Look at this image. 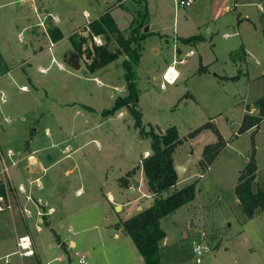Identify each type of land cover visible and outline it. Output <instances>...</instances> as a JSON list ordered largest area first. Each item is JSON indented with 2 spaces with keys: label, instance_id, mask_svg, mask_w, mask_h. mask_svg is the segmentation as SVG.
Masks as SVG:
<instances>
[{
  "label": "rangeland",
  "instance_id": "rangeland-1",
  "mask_svg": "<svg viewBox=\"0 0 264 264\" xmlns=\"http://www.w3.org/2000/svg\"><path fill=\"white\" fill-rule=\"evenodd\" d=\"M38 1L54 16L63 33L50 49L47 39L35 44L22 29L28 20L33 30L45 34L53 22L42 7L33 10L28 0H0V72L3 66L9 69L4 75L0 73V151L12 180L9 183L0 157V186L7 194V198H0V264H31L30 260L38 264L35 255L20 257L13 252L17 235L27 231L14 199L19 198L23 215H30L25 204L33 199L29 190L35 153L29 151L44 146L34 150L47 166L38 174L47 188L58 192L57 198L67 209L68 222L74 224L71 231L67 230L68 223H63L61 233L77 241L69 254L66 242H62L66 252L62 251L61 263L80 264L73 252L78 249L86 254L88 264H145L121 220L127 217L129 207L152 201L141 168L144 150L149 148L150 152V138L134 124L127 106L103 113L117 95L127 92L122 65L126 55L121 52L91 71L87 64L90 58L73 43L82 37V49L94 43L79 27L85 28L87 21L112 0ZM125 1L139 7L135 0ZM147 2L146 26L159 33L149 34L142 41L136 67L137 106L146 129L153 125L162 132L176 125L182 138L173 151L176 163L191 158L183 175H178L181 183L164 194L196 181L194 198L160 218L165 238L159 242V264H264V209L257 208L247 216L234 192L253 145L257 170L252 187L264 181V119L238 132L243 113L256 114L255 100L264 97V0H237L236 4L234 0H193L188 5H178L176 0ZM134 12L137 13L135 9L117 7L112 15L125 28L133 15L138 16ZM193 34L202 37L189 42L181 38ZM111 38L108 47L116 50L119 44L115 37ZM176 55L184 59L175 64L180 75L176 82L162 85V71ZM22 84L28 89H22ZM207 121L213 126L188 135ZM219 136L226 143L204 169L199 163L202 148ZM51 142L58 143L50 146ZM65 144L69 148L61 151ZM133 168L126 184H122L126 172ZM1 179L6 182L1 183ZM19 180L24 182L22 190L17 188ZM117 183L128 187L124 196L137 198L129 207L124 204L115 208L120 199L125 201L116 193ZM107 190L114 193V201L108 199ZM9 197L12 207L4 208L9 206ZM34 200L37 208L43 204L38 197ZM46 210L41 209L40 214L35 209L30 215L44 227L36 231L44 256L47 247L52 246L48 243L52 235L60 240ZM37 215H41V221ZM114 231L119 236H114ZM32 232L35 234V229ZM196 242L207 245L201 262H196ZM7 254L8 263L4 261ZM52 256L50 264H59L55 253Z\"/></svg>",
  "mask_w": 264,
  "mask_h": 264
},
{
  "label": "trees",
  "instance_id": "trees-1",
  "mask_svg": "<svg viewBox=\"0 0 264 264\" xmlns=\"http://www.w3.org/2000/svg\"><path fill=\"white\" fill-rule=\"evenodd\" d=\"M137 12L138 16L132 19L127 35L116 26L109 10H105L98 17L89 20L87 24L89 37L92 34L101 33L104 35L105 41L101 44L94 42L91 47L87 45L83 49L82 43L85 40L84 37L77 42L73 41V43H76L77 49L81 54L85 53L90 58L87 64L91 71L110 62L121 52H124L126 55L122 59V65L124 67V79L127 92L123 95H117L112 106L104 109L103 113H113L116 109L127 106L133 115L134 124L139 127L141 133H144L150 138V152L141 158V168L151 192L152 201L135 214L122 219L121 225L123 230L131 236L145 264H159V242L165 236V231L160 226V218L194 198L196 181L194 179L164 194L178 180L173 151L182 142V138L179 136L175 124L167 126L162 132L157 131L153 125H150L146 129L143 124L142 112L137 106V97L139 95L137 83L139 75L136 67L140 62L142 41L150 31L148 29L146 31L143 30V27L147 23L146 6L143 5ZM48 32L52 40H57L62 37V32L57 27L49 28ZM111 36L115 37V40L119 44V48L116 50H111L108 47V40ZM201 37V34H193L182 37V40L189 42L192 39H200ZM255 104L258 112L256 114L247 111L243 113L238 132L256 126L264 119V97L257 98ZM211 126L213 124L207 121L189 131L188 135L193 136L202 128ZM225 143L226 141L219 136L216 140L204 144L199 160L202 168H207L214 161ZM256 170L257 162L255 146L253 145L250 157L234 186V192L241 204V210L247 216H252L257 208L264 209V181L257 183L255 189L252 187ZM133 171L134 168L126 172L127 174L122 178L124 181L122 184H126L128 181L127 177ZM0 195L7 198L3 186H0Z\"/></svg>",
  "mask_w": 264,
  "mask_h": 264
},
{
  "label": "crops",
  "instance_id": "crops-1",
  "mask_svg": "<svg viewBox=\"0 0 264 264\" xmlns=\"http://www.w3.org/2000/svg\"><path fill=\"white\" fill-rule=\"evenodd\" d=\"M28 1H31L32 3V5H33V10L34 9H37V7H42L43 8V12L44 13H46V15L48 16L49 15V18L52 20V22H53V25L52 26H50V27H48V29L46 30L45 29V27H44V30H46L45 31V34L44 33H41L40 32V30H33V28L31 27V23H29L28 22V20L24 23V26L22 27V29H25L26 31H27V33H28V40H31V41H33V43H35V44H38L39 43V41L42 39V38H45V39H47L48 40V43H47V48H49L50 49V47L48 46L49 45V42H50V40H52V38H51V36H50V34H49V32H48V30H49V28H51V27H57L60 31H61V29H60V27H59V25H58V23L56 22V20H55V18H53L54 16H52L51 14H50V12L46 9V7H44L43 6V4L42 3H40L38 0H28ZM136 1V3L138 4L137 6H139V7H132V6H129V4H127L126 3V1L125 0H112V2L109 4V5H107L105 8H104V10L101 12V13H103L105 10H109V12L111 13V16L113 17V19H114V21H115V23H116V26L122 31V32H124V33H126L127 32V29H129V26H130V24H131V21H132V19H134L133 17H134V15H133V17L130 19V23L125 27V28H121L120 26H119V24H118V21L116 20V18L112 15V11L115 9V8H117V7H123V8H125V9H135L136 11L139 9V8H141V7H143V5H145L146 6V8H147V23H146V25L148 24V15H149V10H148V2H147V0H135ZM236 2H237V0H234V3L236 4ZM139 4H142V6H140ZM258 5H259V10H261L262 11V5L261 4H259L258 3ZM101 13H99L96 17H98ZM134 14H138V12L136 13V12H134ZM239 14H237V16H238ZM96 17H94V18H96ZM91 20V19H90ZM42 25L44 26V23H42ZM145 25V26H146ZM144 26V27H145ZM84 27L85 28H83V26H80L79 27V29H81L82 28V32H83V34L84 35H88V30H87V26L86 25H84ZM144 27H143V30H144ZM21 29V30H22ZM78 29V28H77ZM76 30V29H75ZM74 30V31H75ZM148 30L150 31V33L149 34H153V33H159V31L158 30H155V29H150V26H148ZM73 31V32H74ZM144 31H146V30H144ZM39 32V33H38ZM62 32V31H61ZM20 33V32H19ZM148 34V35H149ZM40 38H39V37ZM62 36H63V33H62ZM89 36V35H88ZM98 37L100 38V39H103V41L102 42H104L105 41V38H104V35L103 34H101V33H99L98 34ZM147 37V35L145 36V38ZM182 37H186V36H182ZM181 37V38H182ZM112 38H113V36H112ZM111 38V39H112ZM144 38V39H145ZM144 39H143V41H144ZM53 42H55L54 40H52ZM242 47H243V49H244V46L242 45ZM119 48V47H118ZM181 51V49L178 47L177 48V52L179 53ZM192 50L190 49L189 50V52H191ZM142 53V52H141ZM121 54V53H120ZM176 58H181V59H178V61L176 62V63H179V62H182L184 59H183V57L182 56H180V57H178V55H176L175 56ZM140 58H141V56H140ZM2 60V59H1ZM173 60V59H172ZM23 62H28V59H24V61ZM175 63V64H176ZM6 64V63H5ZM170 64V63H169ZM169 64H167V65H169ZM166 65V66H167ZM166 66H165V68H166ZM4 68H3V70H1V74L2 75H4L5 73H7V72H9V69L7 68H5V66H3ZM176 67V66H175ZM164 68V69H165ZM177 68V67H176ZM6 69V70H5ZM164 69H163V71H164ZM178 69V68H177ZM162 71V72H163ZM178 72H179V75H180V71L178 70ZM179 75H178V77H179ZM178 77H177V79H178ZM176 79V80H177ZM176 82V81H175ZM34 84V83H33ZM20 87L22 88V89H28V86L26 85V84H22V85H20ZM1 101V100H0ZM87 120V119H86ZM88 121V120H87ZM58 142H51L50 143V146H52L53 144L54 145H56ZM46 146H44V147H38V148H34L33 150H31V151H29V152H34L35 153V155H33V172H32V175H31V177L33 178V184L31 185V187H30V190H29V193L31 194V196H32V200H31V202L32 203H29V202H27V204H25L26 206V208H27V210H28V213L31 215V213H34L35 212V209H36V212H37V210H39V211H41V209H47L46 211H44V213L45 214H49L48 215V218H50L51 219V221L55 224V226H56V232H57V234L59 235V237H60V240H57L56 239V237L54 236V234H53V231H51V233L53 234L52 236V238L53 239H50V241L48 242L49 244H51L52 246H50V247H47V250H46V255L44 256L43 254H42V251H41V247H39L38 246V244H37V241H36V233H38V232H40V231H42L43 229H44V227L42 226V225H40V224H38V223H35L34 222V219L33 218H31L30 217V215H28L27 217H25L24 215H23V213H22V208L20 207V200H19V198H17V199H14V201H15V204H16V206H17V209H18V212H19V214H20V218L22 219V221H23V223H24V225H25V228L27 229V231H24V232H22V233H20V234H23V233H28L29 235H30V237H31V239H32V241H33V243H34V248H35V253L33 254V255H30V256H34L35 255V257H36V260L38 261V264H47V263H52L50 260H48V259H53L54 258V256H52V257H50L51 256V254L52 253H55V255L56 256H59V259L57 260V262L59 263V264H62L61 263V260H62V255L61 254H64L62 251H65V250H63V247H62V242H66V245H67V252H68V254H69V251L72 249V246H76L77 245V241H76V239L74 238V237H70L69 236V239H68V237H65L64 235H63V233H61V227H62V224L63 223H68V225H67V230H71V231H73L74 230V224L73 223H71V222H68V218H69V216H68V214H67V209L65 208V206H64V204H63V201L62 200H59L58 198H57V196H58V192L55 190V189H53V188H47L46 187V185L42 182V180H41V177H40V175L38 174V172L39 171H44L45 169H46V167L47 166H45L43 163H42V161H40V157L36 154V151H34V150H36L37 149V151H39L40 149H44ZM69 148V146H68V144H65L64 146H61V151H65V150H67ZM149 149V148H148ZM148 149H145L144 150V154L145 155H147L148 153H149V151H148ZM28 152V153H29ZM49 155V157H50V154H51V152H49L48 153ZM67 154V153H66ZM66 154H64V155H66ZM32 157V156H31ZM19 160L20 159H22L21 157L20 158H18ZM59 158H57L56 160H58ZM174 163L176 164V161H175V158H174ZM12 181V180H11ZM19 182H22L23 184H24V182L22 181V180H19L17 183H19ZM36 183V184H35ZM177 184H180L181 183V181H180V179L178 178V180H177V182H176ZM117 185H118V188H117V191H116V193H118L117 195H119V197L120 198H124L125 199V201L123 200L122 201V199H120L119 200V202H116V204H115V208H122L123 207V205L124 204H126V206L127 207H129V204H130V202H131V200H136L137 198H133V199H129V197H128V195H125L124 196V189H128V187H123L121 184H119V183H117ZM17 188H18V186H17ZM80 191V188H77V193ZM107 192V197H108V199L109 200H111V201H114L115 200V197H114V193H112L110 190H107L106 191ZM17 193H21V194H24V192H17ZM150 195V194H149ZM34 197H38V199H39V201H41V202H43V204L40 206V204H39V206H38V208L35 206V200H34ZM127 197V198H126ZM43 199H44V201H43ZM150 203V201H148V202H145V203H136L135 205H133V206H131V207H129L130 208V210H129V212L127 213V217H129V216H131V215H133V214H135L138 210H140L142 207H144V206H146V205H148ZM9 206H6V207H4V208H7V207H9V208H11L12 207V201H11V198L9 197V204H8ZM3 208V209H4ZM128 208V209H129ZM132 208H135L134 210L132 209ZM3 209H1V210H3ZM42 212L43 211H41V213L40 214H42ZM126 217V218H127ZM37 219H38V221H41L42 220V217H41V215H37V217H36ZM117 228L118 229H121L120 228V226H117ZM32 229H35V234L32 232ZM117 229V230H118ZM36 231H38V232H36ZM19 235V234H18ZM17 235V236H18ZM113 235L114 236H119V232L118 231H114L113 232ZM164 238H165V236H164ZM16 239H17V237H16ZM160 246V245H159ZM50 248V249H49ZM76 250V249H75ZM78 250V249H77ZM80 251V250H79ZM66 252V251H65ZM74 252V251H73ZM82 252V251H81ZM84 253V252H83ZM85 254V253H84ZM86 255V254H85ZM29 256V257H30ZM31 261V264H33L34 263V261L33 260H30ZM21 264H23L22 263V261H21Z\"/></svg>",
  "mask_w": 264,
  "mask_h": 264
},
{
  "label": "built area",
  "instance_id": "built-area-1",
  "mask_svg": "<svg viewBox=\"0 0 264 264\" xmlns=\"http://www.w3.org/2000/svg\"><path fill=\"white\" fill-rule=\"evenodd\" d=\"M192 1L193 0H176V3L178 5H188ZM87 22H89V21H87ZM87 24L88 23H86L85 25L87 26ZM87 30H88V26H87ZM90 38H92L95 43H98V44L102 43V41H100V38L98 37V34H92V36H90ZM53 43L54 42L52 40H50L49 47H51L53 45ZM91 46H92V44H90V47ZM178 59H181V58L174 57L172 62L169 65H167L166 68L164 69V71L162 72V78H163L162 85L164 84V82L174 83L176 81V79L179 75V72H178V69L175 67V63L178 61ZM2 99H3V95H2V92H0V100H2ZM7 153L9 156L12 155V150L9 148L7 150ZM0 157H1V161L3 162V171H5V173L7 174L8 178L10 180L9 183H11V179H10L9 171H8V166L4 163L1 151H0ZM12 162L15 163V160H13ZM3 182H6V181L1 179V183H3ZM17 186L20 190H22L24 185L22 182H20L17 184ZM142 194H144V193L142 192ZM0 198H3V196L0 195ZM16 245H17V248L13 252L17 253L20 257L30 256V255H33L35 253L33 241H32V239L28 233L19 234L17 236V239H16ZM193 250L196 254V262H201L202 261V254L204 253V251L207 250V245L204 242H196L193 245ZM74 254L77 257V260L80 264H88L86 255L83 252H81L79 250H74ZM55 258L59 259V256H55ZM4 261L6 263L10 262L9 254H7L4 257ZM47 264H49V263H47Z\"/></svg>",
  "mask_w": 264,
  "mask_h": 264
},
{
  "label": "water",
  "instance_id": "water-1",
  "mask_svg": "<svg viewBox=\"0 0 264 264\" xmlns=\"http://www.w3.org/2000/svg\"><path fill=\"white\" fill-rule=\"evenodd\" d=\"M147 29H148V26H145L144 27V30H147ZM73 60L76 61L75 59H73ZM76 65H77V63H76ZM157 129L160 131V127L157 126ZM190 160H191V158L188 157L183 162L176 163L175 168H176L177 174L179 176L183 175V173L185 172V170H186V168H187ZM131 188L132 187L129 188L130 191H131ZM43 201H44V199H43Z\"/></svg>",
  "mask_w": 264,
  "mask_h": 264
}]
</instances>
